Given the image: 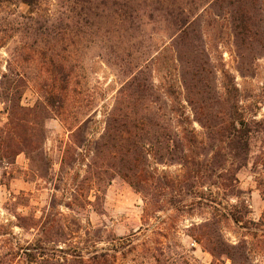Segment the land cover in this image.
Masks as SVG:
<instances>
[{
  "label": "rangeland",
  "instance_id": "rangeland-1",
  "mask_svg": "<svg viewBox=\"0 0 264 264\" xmlns=\"http://www.w3.org/2000/svg\"><path fill=\"white\" fill-rule=\"evenodd\" d=\"M179 3L197 18L194 33L202 37L195 51L180 46V67L168 33L152 25L140 26L136 41L85 38L56 46L69 84L67 120L84 122L72 133L52 116L38 151L0 163V264H70L79 255L94 264L88 260L95 254L103 255L96 264H264V50L247 52L240 68L227 16L201 10L196 0ZM21 12L15 0L0 1V32ZM7 47L0 49V74ZM191 52L201 57L204 86L194 87L186 74ZM143 66L160 96L153 106L158 124L129 140L143 151L145 191L120 175L127 172L122 148L104 131L128 71ZM23 72L33 78L40 71ZM32 90L25 89L23 106L36 99ZM233 109L251 130L239 168L216 132ZM208 221L213 242L241 249L213 257L207 237L190 231Z\"/></svg>",
  "mask_w": 264,
  "mask_h": 264
},
{
  "label": "trees",
  "instance_id": "trees-1",
  "mask_svg": "<svg viewBox=\"0 0 264 264\" xmlns=\"http://www.w3.org/2000/svg\"><path fill=\"white\" fill-rule=\"evenodd\" d=\"M15 1L24 7L25 12H21L16 19L10 18L6 30L0 32V49L8 45L5 71L0 74V103L6 116L5 121L0 119V163L7 166L13 164L18 154L30 155L41 148L46 119L58 117L72 133L82 127L84 120L75 126L67 120L65 108L69 84L60 75L64 68L56 46L85 38L98 39L103 43L112 39L136 41L140 26L152 25L168 33L169 43L180 67L181 47H193L192 51H195L198 41L202 39L194 33L200 25L199 21L185 6H180V0ZM48 1L50 8L46 4ZM196 1H199L201 10L207 6L227 16L240 68L246 65L247 52L255 51L256 55H261L264 50V26L261 24L264 20L261 17L264 0H207L205 4L204 0ZM9 39H14L10 47L7 43ZM113 53L115 51L111 50L108 55ZM188 60L186 74L193 81V86H204L200 55L191 52ZM29 66L38 67L39 74L33 78L27 77L23 71ZM122 72L126 73L125 70ZM28 87L34 90L37 97L31 106H23L22 99ZM159 98L147 66L129 70L116 93L104 129L105 136L117 138L122 148L119 163L127 172L120 175L136 189L144 191L149 181L148 172L142 166L138 168L143 151L136 141L129 143V140L141 137L149 127L158 124L160 116L153 106ZM248 124L233 109L229 122L216 126L217 134L224 139L238 168L243 165L248 152V135L251 132ZM213 225L212 221H208L190 228V231L202 232L198 236L207 237L204 247L213 257L241 249V246L229 247L222 241L213 242L209 238ZM102 256L95 254L88 262L96 264ZM70 262L84 264L80 255Z\"/></svg>",
  "mask_w": 264,
  "mask_h": 264
}]
</instances>
